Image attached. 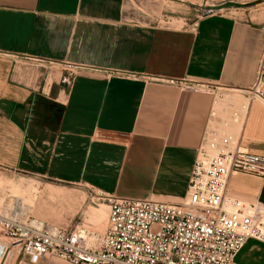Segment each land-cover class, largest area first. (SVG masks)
Here are the masks:
<instances>
[{"label":"crops","instance_id":"1","mask_svg":"<svg viewBox=\"0 0 264 264\" xmlns=\"http://www.w3.org/2000/svg\"><path fill=\"white\" fill-rule=\"evenodd\" d=\"M228 2L243 6L210 8ZM263 52L264 0H0V166L128 197V173L148 171L138 198L179 202L217 93L250 88ZM27 57L112 75L83 70L69 85L62 67ZM242 142L264 155L260 101ZM229 194L264 205V176H232ZM234 264H264V243L249 239Z\"/></svg>","mask_w":264,"mask_h":264},{"label":"built area","instance_id":"2","mask_svg":"<svg viewBox=\"0 0 264 264\" xmlns=\"http://www.w3.org/2000/svg\"><path fill=\"white\" fill-rule=\"evenodd\" d=\"M26 59L62 67V80L69 85L83 70L112 75L109 69L85 64ZM154 79L182 84L168 77ZM217 97L179 202L95 188L93 194L107 203L109 214L103 235L90 243L85 230H67L36 217L21 197L0 198V238L18 241L32 263L54 256L72 264H234L249 239L264 243V205L229 194L232 176H264V155L242 142L250 103L264 104V52L250 88L219 91Z\"/></svg>","mask_w":264,"mask_h":264},{"label":"rangeland","instance_id":"3","mask_svg":"<svg viewBox=\"0 0 264 264\" xmlns=\"http://www.w3.org/2000/svg\"><path fill=\"white\" fill-rule=\"evenodd\" d=\"M210 8L212 12L219 10ZM225 8L227 7L220 10ZM229 8L235 10L236 7ZM164 25L180 27L182 23ZM128 175L130 191L126 193L136 197L148 195L149 188L153 185L148 171L131 170ZM10 196L23 198L33 214L44 221L67 230H85L90 243L97 242L98 236L105 231L109 207L88 188L0 166V198ZM17 245L16 240L0 238V264H11Z\"/></svg>","mask_w":264,"mask_h":264},{"label":"water","instance_id":"4","mask_svg":"<svg viewBox=\"0 0 264 264\" xmlns=\"http://www.w3.org/2000/svg\"><path fill=\"white\" fill-rule=\"evenodd\" d=\"M231 6L241 7V6H243V5H242V4H239V3H236V2H228V3H225V4L220 5V6H218V7H215V8L220 9V8L231 7Z\"/></svg>","mask_w":264,"mask_h":264},{"label":"bare ground","instance_id":"5","mask_svg":"<svg viewBox=\"0 0 264 264\" xmlns=\"http://www.w3.org/2000/svg\"><path fill=\"white\" fill-rule=\"evenodd\" d=\"M88 235V234H87Z\"/></svg>","mask_w":264,"mask_h":264}]
</instances>
